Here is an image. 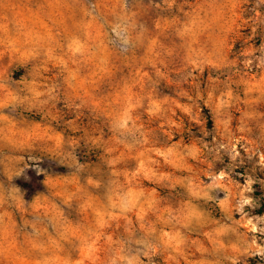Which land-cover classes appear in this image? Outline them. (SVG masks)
Here are the masks:
<instances>
[{"label":"rangeland","instance_id":"1","mask_svg":"<svg viewBox=\"0 0 264 264\" xmlns=\"http://www.w3.org/2000/svg\"><path fill=\"white\" fill-rule=\"evenodd\" d=\"M264 0H0V264H264Z\"/></svg>","mask_w":264,"mask_h":264},{"label":"trees","instance_id":"2","mask_svg":"<svg viewBox=\"0 0 264 264\" xmlns=\"http://www.w3.org/2000/svg\"><path fill=\"white\" fill-rule=\"evenodd\" d=\"M259 213H260V214H264V212H263V211H260Z\"/></svg>","mask_w":264,"mask_h":264}]
</instances>
